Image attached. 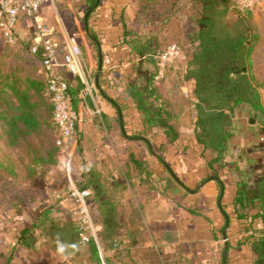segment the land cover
I'll use <instances>...</instances> for the list:
<instances>
[{"label":"crops","instance_id":"1","mask_svg":"<svg viewBox=\"0 0 264 264\" xmlns=\"http://www.w3.org/2000/svg\"><path fill=\"white\" fill-rule=\"evenodd\" d=\"M209 4L99 0L88 10L86 0H47L39 10L62 45L74 36L80 48L78 71L63 74L78 120L59 163L65 169L70 153L73 178L89 190L105 264H256L255 245L264 250V106L250 80L253 51L240 35L220 36L227 7L212 14ZM31 28L21 17L16 37L32 44ZM173 42L181 55L161 71L155 55ZM160 92L179 95V114L165 121ZM54 232L39 238L42 264H99L88 243Z\"/></svg>","mask_w":264,"mask_h":264},{"label":"rangeland","instance_id":"2","mask_svg":"<svg viewBox=\"0 0 264 264\" xmlns=\"http://www.w3.org/2000/svg\"><path fill=\"white\" fill-rule=\"evenodd\" d=\"M207 1L210 2L208 11L215 14L214 5L217 4V0ZM226 2L231 9L232 5L241 4L242 0H226ZM247 3L245 2L244 4ZM221 4L222 6L225 5L224 3ZM217 5L220 6L219 3ZM249 6L252 8V14L251 18L247 19L246 24L241 20H236L231 13L232 11L230 9L227 10L228 7L226 6V13L224 16L221 15V17L229 23L230 28L226 32L222 31L223 33L221 32L220 36L237 38L240 35L243 38L244 35H247L253 43L254 64L250 80L257 88V95H259V99L261 98L264 106V0H252ZM219 21L217 20V22ZM30 47L31 42L26 37H18L15 44H8L0 28V82L1 78L14 68H21L25 72H30L36 68L40 69V65L37 62L38 58L30 52ZM252 116L259 120L261 119L260 115L251 114L246 116V119ZM242 132L244 133V131ZM260 140H264L263 134ZM0 152L11 158H14L15 154H17V150L14 151L2 145H0ZM62 162L47 166L44 169L34 167L29 181L11 179L0 171V247L2 246L3 249L1 250H4L0 252L2 255L0 264H29L25 262V254L28 252L33 258L30 264H42L41 253L47 244L42 239L39 240V238H42L43 234L54 238L56 236L54 231L57 228L58 231L62 228L65 233L69 229L66 236L71 235V233L75 234L77 243L83 245L78 234L77 208L71 202L61 203L56 197L57 194L66 192V172L64 162ZM86 203L95 232H97L94 222L96 212L90 208L88 199ZM46 211H48V214ZM41 213H45V220L39 218ZM24 228L26 229L25 240L28 246H24L20 242L19 234ZM258 232L264 234V229ZM67 244L68 242H66L65 246ZM255 247V251L258 254L256 264H264V250L259 245V242ZM67 248H64V250L66 251ZM99 260L104 262L101 257H99Z\"/></svg>","mask_w":264,"mask_h":264},{"label":"trees","instance_id":"3","mask_svg":"<svg viewBox=\"0 0 264 264\" xmlns=\"http://www.w3.org/2000/svg\"><path fill=\"white\" fill-rule=\"evenodd\" d=\"M220 1L230 8L226 0ZM86 2L88 10H94L98 4L97 0ZM231 11L245 24L252 14V8H241L236 4L232 5ZM90 37L97 40L94 34H90ZM241 41L246 42L247 47L244 48L246 54L250 55L253 43L247 35ZM35 56L40 57L39 54ZM0 85V145L17 150L14 158L0 152V171L11 179L29 181L34 167L44 169L56 165L63 154L62 147L56 143L59 132L53 120L52 95L47 92L45 77L37 68L30 72L14 68L1 78ZM159 100L161 106L158 114L164 116V121L165 118L169 120L179 114L180 101L177 92L165 96L160 92ZM169 131L168 127L166 133ZM65 182L67 189V177ZM261 217L264 221V214ZM25 234L24 228L19 234L20 242L28 246ZM87 243L97 254L99 264H102L95 241L92 239ZM111 243L113 247L114 239H111Z\"/></svg>","mask_w":264,"mask_h":264},{"label":"built area","instance_id":"4","mask_svg":"<svg viewBox=\"0 0 264 264\" xmlns=\"http://www.w3.org/2000/svg\"><path fill=\"white\" fill-rule=\"evenodd\" d=\"M47 0H0V28L5 41L13 45L16 42V27L18 21L26 18L31 21L32 44L30 52L39 54L41 71L45 77L47 92L52 95L54 103L53 120L58 128L59 138L57 145L64 148L71 143L76 130L78 112L72 103L69 85L64 78V73L78 71L80 48L74 36L68 37L67 46L62 45L56 38L53 28L39 18V10ZM252 0H242L238 4L241 8H250ZM258 1V0H253ZM248 2L247 4H244ZM181 55V46L176 43L168 44L160 53L155 55L161 71L168 66H175ZM107 63L109 61L107 60ZM72 155L66 154L65 172L67 177V189L64 194L56 197L61 203L71 202L78 211V234L82 242L94 240L98 247V254L104 260L96 238L95 228L91 221L87 207L89 190L82 187L71 174ZM117 246L113 244V248ZM102 264L105 262L101 261Z\"/></svg>","mask_w":264,"mask_h":264},{"label":"water","instance_id":"5","mask_svg":"<svg viewBox=\"0 0 264 264\" xmlns=\"http://www.w3.org/2000/svg\"><path fill=\"white\" fill-rule=\"evenodd\" d=\"M98 2H99V0H97ZM89 12L90 11H88L87 13H86V17H87V15L89 14ZM102 67V55L99 53V68H101ZM119 118H120V120L122 121V116H121V114L119 113Z\"/></svg>","mask_w":264,"mask_h":264}]
</instances>
